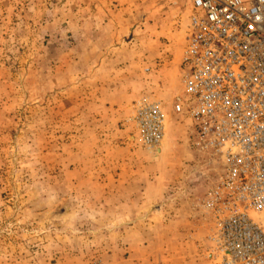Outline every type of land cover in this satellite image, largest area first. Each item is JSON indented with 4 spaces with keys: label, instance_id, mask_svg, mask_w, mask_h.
Listing matches in <instances>:
<instances>
[{
    "label": "rangeland",
    "instance_id": "1",
    "mask_svg": "<svg viewBox=\"0 0 264 264\" xmlns=\"http://www.w3.org/2000/svg\"><path fill=\"white\" fill-rule=\"evenodd\" d=\"M189 7L0 0V264H222L218 160L174 112ZM166 132L146 148L142 100Z\"/></svg>",
    "mask_w": 264,
    "mask_h": 264
},
{
    "label": "built area",
    "instance_id": "2",
    "mask_svg": "<svg viewBox=\"0 0 264 264\" xmlns=\"http://www.w3.org/2000/svg\"><path fill=\"white\" fill-rule=\"evenodd\" d=\"M189 7L174 112L191 120L194 146L218 160L206 202L222 264H264V0H178ZM157 148L167 115L145 99L134 117Z\"/></svg>",
    "mask_w": 264,
    "mask_h": 264
}]
</instances>
